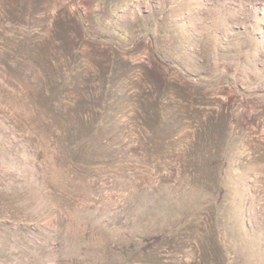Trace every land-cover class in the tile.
I'll list each match as a JSON object with an SVG mask.
<instances>
[{
	"label": "rangeland",
	"instance_id": "1",
	"mask_svg": "<svg viewBox=\"0 0 264 264\" xmlns=\"http://www.w3.org/2000/svg\"><path fill=\"white\" fill-rule=\"evenodd\" d=\"M0 264H264V0H0Z\"/></svg>",
	"mask_w": 264,
	"mask_h": 264
}]
</instances>
